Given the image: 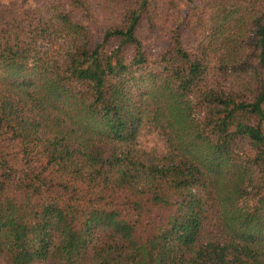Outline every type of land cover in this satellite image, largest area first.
Wrapping results in <instances>:
<instances>
[{"label": "trees", "instance_id": "obj_1", "mask_svg": "<svg viewBox=\"0 0 264 264\" xmlns=\"http://www.w3.org/2000/svg\"><path fill=\"white\" fill-rule=\"evenodd\" d=\"M1 258L264 264V0H0Z\"/></svg>", "mask_w": 264, "mask_h": 264}, {"label": "rangeland", "instance_id": "obj_2", "mask_svg": "<svg viewBox=\"0 0 264 264\" xmlns=\"http://www.w3.org/2000/svg\"><path fill=\"white\" fill-rule=\"evenodd\" d=\"M138 148L148 152H154L157 154L165 153V141L164 138L153 129L149 124H143L138 136ZM0 264H6L4 259H0ZM30 264H42L41 262H33Z\"/></svg>", "mask_w": 264, "mask_h": 264}]
</instances>
